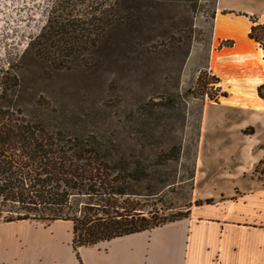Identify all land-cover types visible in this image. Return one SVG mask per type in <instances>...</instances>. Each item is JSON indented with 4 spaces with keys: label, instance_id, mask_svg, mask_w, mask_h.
Wrapping results in <instances>:
<instances>
[{
    "label": "rangeland",
    "instance_id": "rangeland-1",
    "mask_svg": "<svg viewBox=\"0 0 264 264\" xmlns=\"http://www.w3.org/2000/svg\"><path fill=\"white\" fill-rule=\"evenodd\" d=\"M55 1L0 0V81L7 85L19 75L21 84L9 89L20 91L13 105L47 102L65 111L57 125L68 134L112 141L118 156L132 159L141 171L140 184L147 188L142 192L152 194L141 199V212L155 221L187 216L208 199L215 205L248 192L251 204L261 201L264 166L255 171L264 158L260 78L236 83L232 91L221 83L217 60L228 47L221 43L233 40L231 46L241 47L230 51L236 55L245 46L215 37L217 11L237 15L242 11L229 5L257 0H222L227 6L220 0H121L132 4L128 17L105 34L99 12L103 0H62L69 21L65 28L72 29L63 35L73 40L66 32L75 35V29L80 45L91 48L52 66L30 46L49 35L46 24ZM219 21L222 32L225 21ZM258 45L250 55L253 71L264 68ZM4 71L10 72L7 79Z\"/></svg>",
    "mask_w": 264,
    "mask_h": 264
},
{
    "label": "trees",
    "instance_id": "trees-1",
    "mask_svg": "<svg viewBox=\"0 0 264 264\" xmlns=\"http://www.w3.org/2000/svg\"><path fill=\"white\" fill-rule=\"evenodd\" d=\"M61 3L56 0L48 16L49 35L43 36L37 46H30L32 54L47 60V65L52 62V66L67 63L76 52L91 48L80 45L75 29V35L66 32L73 40L63 35L72 29L65 28L69 21ZM131 6L126 2L122 5L121 0L100 2L104 34L127 19ZM139 6L144 8V4ZM248 35L264 50V23L253 19ZM232 43L227 39L221 44ZM67 50L71 52L67 54ZM3 73L7 79L10 72ZM19 78L13 76L7 85L0 81V221L71 220L77 249L184 217L155 221L141 212V199L148 194L142 192L147 188L140 184L141 171L132 159L119 157L114 143L106 137L68 134L57 125L58 116L65 111L50 108L47 102H32L22 108L13 105L20 91L12 93L9 89L21 87ZM213 79L220 82L215 75ZM257 93L264 100V82L258 85ZM262 166L264 158L255 171ZM212 201L208 199L207 203Z\"/></svg>",
    "mask_w": 264,
    "mask_h": 264
},
{
    "label": "crops",
    "instance_id": "crops-1",
    "mask_svg": "<svg viewBox=\"0 0 264 264\" xmlns=\"http://www.w3.org/2000/svg\"><path fill=\"white\" fill-rule=\"evenodd\" d=\"M229 6L242 13L217 11L215 37H231L245 47L238 55L230 53L241 49L237 44L225 47L226 56L217 60L215 73L231 91L236 83L247 85L254 77L260 78L258 87L264 82V68L251 69L250 55L257 52L258 43L248 35L253 24L249 16L264 23V1ZM221 19L225 24L219 32ZM247 193L222 198L215 205L195 204L183 218L77 249L71 220L0 221V264H264V197L251 204Z\"/></svg>",
    "mask_w": 264,
    "mask_h": 264
}]
</instances>
